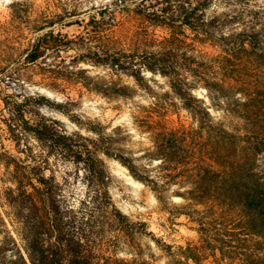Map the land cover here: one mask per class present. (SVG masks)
<instances>
[{
  "label": "trees",
  "instance_id": "obj_1",
  "mask_svg": "<svg viewBox=\"0 0 264 264\" xmlns=\"http://www.w3.org/2000/svg\"><path fill=\"white\" fill-rule=\"evenodd\" d=\"M136 8L153 25L168 31L159 40L169 45L168 57H160L163 52L153 54V68L169 77L172 94L196 125H168L165 116L171 103L153 95L155 100L145 106L141 121L152 129L153 156L160 159L154 173L137 165V159L120 148L114 151L108 146L103 152L148 185L163 206H167L171 186L178 185L173 191L184 203L175 205L173 212L187 215L196 224L200 242L176 249L166 244L167 264H185L187 259L197 264L206 255L227 264H264V170L258 163L264 151V3L139 0ZM53 24V19L35 21L30 29L37 32ZM184 27L217 47L216 52L201 49L198 59L187 53L182 61L174 59L178 43L190 46ZM47 34L53 35L51 28L34 36L26 62L38 58L41 39ZM104 56L114 73L134 65L127 61L131 55L105 52ZM198 87L205 89L208 102L193 93ZM106 88L127 96L124 84L109 80ZM137 107V112L142 111ZM23 121L24 129L45 146L63 143L60 134L45 133L46 124ZM16 126L8 124L14 135ZM96 146L67 147L65 156L81 164L84 171L86 191L77 199L68 177L60 180L44 173L46 162L13 165L9 172L12 184L4 193L20 242L5 232L0 240V264H151L144 258L125 259L109 252L121 238L133 248L138 246L135 238L143 232L138 229L143 222L130 220L112 202L110 175Z\"/></svg>",
  "mask_w": 264,
  "mask_h": 264
},
{
  "label": "rangeland",
  "instance_id": "obj_2",
  "mask_svg": "<svg viewBox=\"0 0 264 264\" xmlns=\"http://www.w3.org/2000/svg\"><path fill=\"white\" fill-rule=\"evenodd\" d=\"M138 1L0 0V216L3 223L0 240L9 231L20 242L16 225L10 222L12 208L4 193L5 187L12 184L9 172L13 165L46 162L44 173H53L60 180L68 177V186L77 199L86 191L84 171L81 164L65 155L69 146L89 144L97 145V153L109 172L112 202L130 220L143 222L138 227L143 232L135 238L138 246L133 248L121 238L118 247L109 252L125 259L136 257L151 264H167L170 257L166 244L176 249L200 242L196 224L187 215L173 212L177 209L175 205L184 203L173 191L179 189L178 185L171 186L167 206H163L148 185L136 179L118 159L103 152L108 146L114 151L120 148L137 159V165L153 169L154 173L160 159L153 156L156 151L152 129L141 121L143 109L155 100L153 95L171 103L165 116L170 121L168 125H196L172 94L169 77L153 68L156 67L153 54L163 52L160 57H168L165 52L169 45L159 41L168 31L140 14L136 8ZM45 19H53V26L37 32L30 29L32 23ZM50 28L53 35L41 39L38 58L26 62L24 57L34 36ZM184 28L190 46L178 43L174 59L182 61L183 53L198 59L201 49L216 52L217 47L199 40L194 31ZM105 52L131 55L127 61L132 60L134 65L114 73L109 69ZM180 73L191 79L182 70ZM109 80L126 85L127 96L115 95L106 88ZM108 91L109 97L105 95ZM192 91L208 102L205 89L198 87ZM14 101L20 104L14 105ZM138 105L142 111H136ZM213 114L217 116L218 112ZM23 118L30 125L46 124L45 133L60 134L63 143L45 146L30 130L24 129ZM8 124H17L14 132L17 135L10 132ZM149 156L153 157L149 159ZM258 163L264 170V151L258 156ZM185 264L196 263L187 259ZM197 264L227 262L206 255Z\"/></svg>",
  "mask_w": 264,
  "mask_h": 264
}]
</instances>
